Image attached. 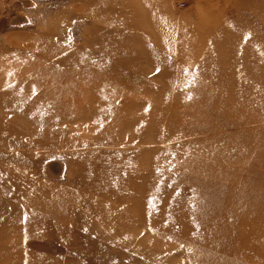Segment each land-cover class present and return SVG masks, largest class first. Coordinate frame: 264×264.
<instances>
[{"label":"rangeland","instance_id":"1","mask_svg":"<svg viewBox=\"0 0 264 264\" xmlns=\"http://www.w3.org/2000/svg\"><path fill=\"white\" fill-rule=\"evenodd\" d=\"M0 63V264H264V0H0Z\"/></svg>","mask_w":264,"mask_h":264},{"label":"bare ground","instance_id":"2","mask_svg":"<svg viewBox=\"0 0 264 264\" xmlns=\"http://www.w3.org/2000/svg\"><path fill=\"white\" fill-rule=\"evenodd\" d=\"M1 63H2V61H1ZM1 63H0V64H1ZM3 64H4V63H3ZM3 64H2V65H3Z\"/></svg>","mask_w":264,"mask_h":264}]
</instances>
